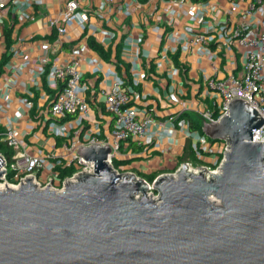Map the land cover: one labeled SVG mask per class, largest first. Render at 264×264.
<instances>
[{
	"label": "crops",
	"instance_id": "obj_1",
	"mask_svg": "<svg viewBox=\"0 0 264 264\" xmlns=\"http://www.w3.org/2000/svg\"><path fill=\"white\" fill-rule=\"evenodd\" d=\"M68 1L13 0L0 13V134L13 130L31 154L43 157L61 154L77 135L80 141L106 139L111 116L101 92L119 82L131 104L151 115L153 123L145 144L129 143L118 161L146 179L174 172L183 164L187 143L193 147L184 133L186 118L200 125L196 120L201 113L221 102L207 89L212 63L219 66V79L242 72L241 53L227 40L225 29L235 25L228 2L213 0L212 7L200 12L198 0L169 6L166 0H78L79 9L67 19ZM239 4L245 6L243 0ZM62 26L67 33L61 36ZM195 33L217 39L209 45L191 44ZM93 41L106 56L92 47ZM77 55L82 58L78 92L96 110L98 123L93 125L89 116L59 121L49 111L57 91L54 67ZM202 128L195 130L203 133ZM202 136L206 143L200 148L209 155L216 152L221 140Z\"/></svg>",
	"mask_w": 264,
	"mask_h": 264
},
{
	"label": "water",
	"instance_id": "obj_2",
	"mask_svg": "<svg viewBox=\"0 0 264 264\" xmlns=\"http://www.w3.org/2000/svg\"><path fill=\"white\" fill-rule=\"evenodd\" d=\"M196 121L230 150L219 172L183 163L158 176V198L145 179L116 172L108 145L81 147L94 173L62 190L5 185L0 264H264V142L253 141L264 121L240 99L219 122Z\"/></svg>",
	"mask_w": 264,
	"mask_h": 264
},
{
	"label": "built area",
	"instance_id": "obj_3",
	"mask_svg": "<svg viewBox=\"0 0 264 264\" xmlns=\"http://www.w3.org/2000/svg\"><path fill=\"white\" fill-rule=\"evenodd\" d=\"M13 0H0V13L12 3ZM177 0H166V5L175 3ZM181 1V0H179ZM228 2L227 12L234 17L235 25L226 28L228 34V44L236 47L241 53L242 72L232 74L223 79L217 77L219 66L212 63L214 74L207 82L209 95L217 96L221 102H214L213 109H207L201 113L202 118H206L212 123L219 122L223 117L229 115V105L232 101L240 99L254 108L264 121V0H243L244 7L240 6L241 0H226ZM213 0H198V5L203 11L207 6L212 7ZM209 3V4H208ZM78 0H70L65 5V14L67 19L79 9ZM262 14V15H261ZM225 30L222 34L225 33ZM59 35L67 33L64 26L58 28ZM217 39V38H215ZM207 33H195L191 44L209 45L215 41ZM81 56H75L71 61L61 65H55L53 77L57 84L58 94L52 101L50 113L57 120H64L69 116L84 115L90 109L85 94L79 93L81 87L80 62ZM47 62V59H43ZM102 95L106 99V109L111 116V128L109 137L101 139L97 136H90L87 140L80 141L78 135L72 138L70 142L64 145L61 154H49L48 156H37L31 154L27 145L13 132L8 130L0 134L1 141L7 143L13 150L12 162L9 164L7 158L2 154L3 167L5 171L1 182L11 187H19L26 179L31 178L39 187L50 186L52 189L62 190L69 182L75 181L80 173H94L93 161H87L78 155L81 147L91 145H108L111 153L108 155V163L116 170L117 173H134L126 171L122 166L121 157L124 154L125 146L133 142L138 146H143L149 135V129L153 123L151 115L146 111L140 110L131 104V95L125 91L119 82L113 84L109 90H102ZM28 105L33 106L31 101ZM163 125V123H161ZM254 142H264V124L253 133ZM230 144L226 141H220V146L216 152L207 153L204 148L197 150V157L202 161V165L193 167L188 163L190 168L197 170L203 166L211 172H219V169L225 159L226 153L230 150ZM213 157V158H212ZM212 158V160L210 159ZM49 160L54 163L47 176L42 178L46 168L45 161ZM61 160V164L57 162ZM209 160V163L206 162ZM181 166V165H180ZM180 166L172 173L175 174ZM58 167L75 168V172L65 178H60ZM9 171L15 174L9 178ZM137 176L143 178L137 173ZM164 175V174H161ZM159 175V176H161ZM158 177V176H157ZM156 177V178H157ZM145 179L150 186L151 194L158 198V194L152 190L151 182ZM63 186L62 189L59 187Z\"/></svg>",
	"mask_w": 264,
	"mask_h": 264
},
{
	"label": "trees",
	"instance_id": "obj_4",
	"mask_svg": "<svg viewBox=\"0 0 264 264\" xmlns=\"http://www.w3.org/2000/svg\"><path fill=\"white\" fill-rule=\"evenodd\" d=\"M91 45L98 52H100L101 54L106 56V54L104 53L103 48L99 44H97L96 42L93 41V42H91ZM5 60L6 59L4 58V61ZM58 92L59 91L52 92L53 95H54V98L56 97ZM54 98H53V100H54ZM69 117H71V116H69ZM66 119H64V120H66ZM200 128H201V125L193 124V127L191 129L195 130V129H200ZM201 134L204 135L202 132H201ZM0 153H2L7 158L9 164L13 161L12 157H13L14 153H13L12 148H10L7 143L2 142L1 138H0ZM180 160H181V163L190 162V163H193L195 165H202V161L197 157V150L194 149V147H192L191 145H189V142L187 143V147L185 148V153L183 154V156L181 157ZM58 170L60 171V178L62 180L67 178V177H69V176H71L75 172V168L74 167L65 168V169H62V168L58 167ZM14 174H15L14 171H9L8 177L11 178ZM147 179L152 182L154 179H156V176H154V175L147 176Z\"/></svg>",
	"mask_w": 264,
	"mask_h": 264
},
{
	"label": "rangeland",
	"instance_id": "obj_5",
	"mask_svg": "<svg viewBox=\"0 0 264 264\" xmlns=\"http://www.w3.org/2000/svg\"><path fill=\"white\" fill-rule=\"evenodd\" d=\"M220 3H222V2H225L226 0H218ZM7 9V8H6ZM6 9H4V10H6ZM262 15V14H261ZM154 89V91H156V90H158L159 88H155V87H153ZM152 89V86L150 85L149 86V88H148V90H147V92H146V94L147 95H149L151 92H150V90ZM165 105H168L167 103L165 104ZM168 107H170L171 109H172V112H174V110H175V108L173 107V106H170V105H168ZM86 116H89V120L91 121V124L93 125V124H96V123H98V119H97V116H96V110L94 109V108H90V111H89V113H85L84 114V117L86 118ZM110 116L109 115H107V118H109ZM195 120V119H194ZM186 122H187V126H186V128H185V130H184V133L189 137V139L190 140H193V142H192V145H193V147L196 149V150H198L200 147H201V145H203V144H205L206 143V140H205V138L201 135V131L200 130H192L191 128L193 127V125H192V123H191V121L188 119V118H186ZM67 125H71L70 123H67ZM169 125H170V127H172V131L173 132H175L176 130L175 129H173L174 128V124L172 123V122H169ZM29 147V146H28ZM30 148V147H29ZM62 163V161L61 160H59L58 162H57V164H61ZM53 165H54V163L53 162H51V161H49V160H46L45 161V166H46V168H45V170H44V172H43V174H42V176L43 177H46L47 176V171L49 172V170H51V168L53 167ZM199 165H195V164H193V167H198ZM60 189H62L63 188V186H60L59 187Z\"/></svg>",
	"mask_w": 264,
	"mask_h": 264
},
{
	"label": "bare ground",
	"instance_id": "obj_6",
	"mask_svg": "<svg viewBox=\"0 0 264 264\" xmlns=\"http://www.w3.org/2000/svg\"><path fill=\"white\" fill-rule=\"evenodd\" d=\"M76 181V180H75ZM75 181H72V182H75ZM5 188V184H3L1 181H0V189H4ZM16 188V187H15Z\"/></svg>",
	"mask_w": 264,
	"mask_h": 264
}]
</instances>
